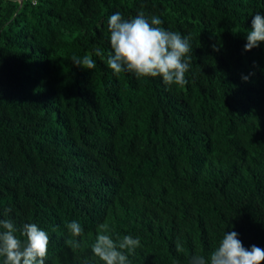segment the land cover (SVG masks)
I'll list each match as a JSON object with an SVG mask.
<instances>
[{
    "label": "trees",
    "instance_id": "1",
    "mask_svg": "<svg viewBox=\"0 0 264 264\" xmlns=\"http://www.w3.org/2000/svg\"><path fill=\"white\" fill-rule=\"evenodd\" d=\"M141 11L189 38L183 88L108 67V18ZM256 13L264 0H0V220L45 230V264H103L101 224L139 238L131 264L208 259L229 231L264 249V42L244 50ZM85 55L94 69L73 64Z\"/></svg>",
    "mask_w": 264,
    "mask_h": 264
},
{
    "label": "clouds",
    "instance_id": "2",
    "mask_svg": "<svg viewBox=\"0 0 264 264\" xmlns=\"http://www.w3.org/2000/svg\"><path fill=\"white\" fill-rule=\"evenodd\" d=\"M162 20L152 16L150 21L141 11L134 18L124 19L116 12L108 18L111 53L107 65L114 74L131 72L137 78L160 77L165 86L183 88L187 84L186 73L191 63L192 48L189 38L178 32L161 27ZM244 50H251L264 42V15L256 13L251 20V28L246 35ZM97 56L102 51L95 50ZM72 62L84 69H94L95 61L91 55L83 58L73 56ZM247 80V77H244ZM11 212L10 208L4 210ZM73 239L66 243L72 249L80 247L75 239L84 234L81 224L73 220L66 225ZM107 224H101L92 253L103 264H131L129 255L141 247L139 238L130 235L114 240L109 235ZM19 233V235L17 234ZM49 235L36 223H25L17 229L10 219L0 220V258L2 264H45L48 258ZM189 264H264V249L252 245L245 248L235 231L225 232L218 246L206 259L194 255Z\"/></svg>",
    "mask_w": 264,
    "mask_h": 264
},
{
    "label": "water",
    "instance_id": "3",
    "mask_svg": "<svg viewBox=\"0 0 264 264\" xmlns=\"http://www.w3.org/2000/svg\"><path fill=\"white\" fill-rule=\"evenodd\" d=\"M22 0H20V2H21Z\"/></svg>",
    "mask_w": 264,
    "mask_h": 264
}]
</instances>
